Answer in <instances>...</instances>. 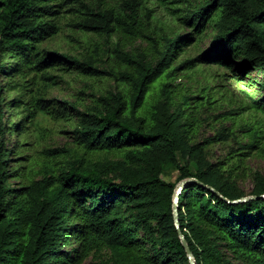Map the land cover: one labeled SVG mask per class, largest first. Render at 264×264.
<instances>
[{
  "label": "trees",
  "instance_id": "1",
  "mask_svg": "<svg viewBox=\"0 0 264 264\" xmlns=\"http://www.w3.org/2000/svg\"><path fill=\"white\" fill-rule=\"evenodd\" d=\"M94 1L101 0H0V74L11 80L33 73L55 81L47 71L63 63L97 74L98 57L91 52L78 57L40 46L59 31L56 15L63 10L81 15L74 25L84 32L108 36L116 25L140 39L132 49L118 43L112 48L125 68L108 73L129 84V99L108 89L84 108L66 100L49 105L47 112L73 119V139L82 152L56 154L43 164L40 178L16 186L9 179L20 175L8 167L10 150L3 142L7 128L9 135L18 129L20 121L12 128L4 118L16 98L5 103L0 96V264H81L101 247L115 264H189L172 214L175 186L189 177L219 193L196 182L179 192V226L195 263L264 264V175L255 171L245 194L235 174L244 167L240 148L264 147V0H155L169 7L181 27L162 36L137 23L138 0H122L119 12ZM208 25L211 42L197 59L229 66L237 61L246 75L263 72L256 80L261 92L250 100L263 124H241L244 142L238 129L224 126L197 138L182 106L190 96L175 100L177 72L191 68L193 58L173 62ZM44 100L56 102L36 101ZM226 141L237 146L224 159H211L209 147ZM98 152L104 155L94 156ZM171 170L178 171L175 181L163 177ZM246 195L255 197L227 201Z\"/></svg>",
  "mask_w": 264,
  "mask_h": 264
},
{
  "label": "rangeland",
  "instance_id": "2",
  "mask_svg": "<svg viewBox=\"0 0 264 264\" xmlns=\"http://www.w3.org/2000/svg\"><path fill=\"white\" fill-rule=\"evenodd\" d=\"M122 0L94 1L101 8H113L115 12L122 11ZM137 23L147 33L156 36L171 34L178 31L174 14L169 7L155 0H138ZM81 19V15L72 10H63L56 15L59 31L48 38L43 39L40 46L57 52L83 57L91 52L97 58L98 69L96 75L90 76L71 68L70 64L63 63L56 68L49 69L47 74L57 76L55 81L46 79L40 74H29L24 78L15 76L13 80L0 74L2 89L0 96L9 107L4 111V118L8 127L17 124V131L9 135L8 128L3 136L5 146L10 150L9 166H15L14 174L19 177L10 178L9 183L16 186L25 182L27 178H40L43 164L51 159H56V154L65 153V150H82L77 146L72 135L74 121L66 119L53 110L51 113L46 108L56 106L61 100L73 102L80 108L92 103L95 97L108 89L121 90L128 100L130 86L127 82L115 79L108 70H121L125 65L112 53V48L118 43L122 48L132 49L140 39L127 36L116 25L108 35L96 32H84L74 24ZM213 29L208 25L206 30L195 37L193 42L184 47L173 64H178L187 58H193L191 68L177 72L175 77V100H183V95L190 98L186 101V107L190 119L194 120L196 137L203 138L215 132L222 126L238 129V137L244 142L245 132L241 130V124L249 122L257 125L263 121L262 113L251 106V96L256 97L261 89L256 84L261 79L263 72L250 71L248 75L238 69L237 61L229 64L203 62L196 58L206 50L211 42ZM10 80V81H9ZM18 83L16 89L6 90L12 83ZM192 96V97H191ZM38 98H55L56 102L36 101ZM17 105L15 108L13 105ZM263 124V122H262ZM15 128V127H14ZM239 129L241 131H239ZM264 130V124L262 126ZM237 145L234 141L214 143L209 147L210 158L213 160L224 159L230 147ZM57 148L51 152L49 149ZM61 149H64L61 151ZM245 151L240 157L244 159V167L236 170V179L239 187L245 194H249L253 185V173L259 171L264 175V147L254 149L240 148ZM104 155L103 153L94 154ZM245 155V156H244ZM13 174V173H11ZM177 170L168 171L163 177L175 181ZM75 245L74 243L71 246ZM81 264H115L109 251L101 247L90 253Z\"/></svg>",
  "mask_w": 264,
  "mask_h": 264
},
{
  "label": "water",
  "instance_id": "3",
  "mask_svg": "<svg viewBox=\"0 0 264 264\" xmlns=\"http://www.w3.org/2000/svg\"><path fill=\"white\" fill-rule=\"evenodd\" d=\"M187 182H196L199 183L200 185L218 193L213 187H211L210 185H206L202 182H200L199 180H197L194 177H189V178H184L181 179L180 181H178V183L175 186V191L173 194V204H172V214H173V221H174V226L177 230L178 236L180 238L181 244L185 249L186 255H187V259L189 264H196L195 263V259L194 256L188 246V243L183 235V233L180 230V226H179V219H178V205H177V201H178V197H179V192L181 191V189L186 185ZM219 194V193H218ZM261 197L264 196V193L260 195ZM254 195H246V196H242L240 198L234 199V200H227L229 202H236V201H242V200H247L250 198H254ZM225 198V197H223ZM226 199V198H225Z\"/></svg>",
  "mask_w": 264,
  "mask_h": 264
}]
</instances>
